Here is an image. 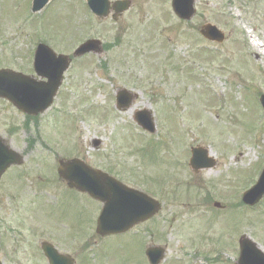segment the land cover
<instances>
[{
	"label": "rangeland",
	"instance_id": "1",
	"mask_svg": "<svg viewBox=\"0 0 264 264\" xmlns=\"http://www.w3.org/2000/svg\"><path fill=\"white\" fill-rule=\"evenodd\" d=\"M195 2L187 22L169 0H133L114 22L92 16L82 0H57L37 18L30 0H0V68L29 73L34 39L69 56L91 37L110 47L74 60L61 96L42 115L28 118L0 100V135L25 157L0 185L3 264H48L42 241L79 264H149V240L167 249L163 264H236L243 234L264 251V202L246 209L241 200L264 170V73L257 71L264 57L252 53L253 41L264 45V0ZM207 24L224 34L222 43L201 36ZM123 88L137 96L127 112L115 110ZM140 110L152 113L154 134L134 120ZM194 147L217 159L214 168L190 169ZM76 157L150 189L163 206L159 216L87 252L82 238L97 241L101 207L57 174L60 160Z\"/></svg>",
	"mask_w": 264,
	"mask_h": 264
},
{
	"label": "water",
	"instance_id": "2",
	"mask_svg": "<svg viewBox=\"0 0 264 264\" xmlns=\"http://www.w3.org/2000/svg\"><path fill=\"white\" fill-rule=\"evenodd\" d=\"M49 0H36L37 8L43 6ZM89 5L99 17H108L111 12L108 0H88ZM194 0H174L175 12L184 19H190L195 10L193 8ZM113 8L116 12H124L129 8L127 2L114 3ZM206 37L212 40L223 41L224 36L214 27L206 26L201 31ZM38 53V60L44 68L39 69L37 64L36 71L48 82H36L31 77L17 75L10 71L0 72V96L12 101L19 109L28 113L37 115L46 110L51 104L56 91L62 84L63 74L68 68L69 60L66 57L57 58L53 52L47 48L41 47ZM95 51L102 53L100 43L97 41H89L83 45L76 55ZM59 63V66L57 65ZM126 97L122 92L119 97ZM124 100V99H123ZM125 101V100H124ZM120 101V102H124ZM264 104V97L262 98ZM140 119L143 126L151 131L154 130L152 119L149 116ZM142 117V118H141ZM193 166L195 168H204L211 166L207 162L206 153L203 158L198 152H194ZM21 163V157L11 152L8 147L0 140V178L2 174L12 164ZM60 175L69 181L71 187H78L83 192L106 202L105 210L101 215L98 224V233L101 235H111V233H122L129 230L136 223L143 222L153 217L159 211L160 204L151 200L144 194H140L134 190H128L123 185L108 180L106 176L99 171L95 172L88 166L79 161L61 163ZM1 180V179H0ZM264 195V173L261 176L258 185H256L245 196V202L251 205L258 203ZM241 256L238 264H264V252H262L257 244L243 236L240 239ZM51 264H72L67 262L57 252L51 248L45 247ZM153 264H157L163 257V251L160 249L151 250L148 253Z\"/></svg>",
	"mask_w": 264,
	"mask_h": 264
},
{
	"label": "bare ground",
	"instance_id": "3",
	"mask_svg": "<svg viewBox=\"0 0 264 264\" xmlns=\"http://www.w3.org/2000/svg\"><path fill=\"white\" fill-rule=\"evenodd\" d=\"M253 46H254L253 48L255 49L253 50L252 53L257 54L259 59L263 58L264 57V45L260 44L259 42L255 40L253 41ZM260 68H261V72H263L264 71V60L261 63Z\"/></svg>",
	"mask_w": 264,
	"mask_h": 264
}]
</instances>
